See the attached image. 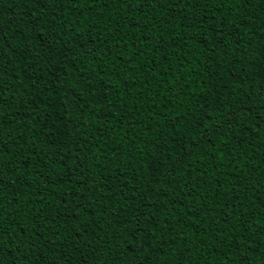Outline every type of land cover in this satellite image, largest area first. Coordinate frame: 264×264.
<instances>
[{"label":"trees","instance_id":"trees-1","mask_svg":"<svg viewBox=\"0 0 264 264\" xmlns=\"http://www.w3.org/2000/svg\"><path fill=\"white\" fill-rule=\"evenodd\" d=\"M0 264H264V0H0Z\"/></svg>","mask_w":264,"mask_h":264},{"label":"snow or ice","instance_id":"snow-or-ice-1","mask_svg":"<svg viewBox=\"0 0 264 264\" xmlns=\"http://www.w3.org/2000/svg\"><path fill=\"white\" fill-rule=\"evenodd\" d=\"M194 6H197L198 7V4L197 5H194Z\"/></svg>","mask_w":264,"mask_h":264}]
</instances>
